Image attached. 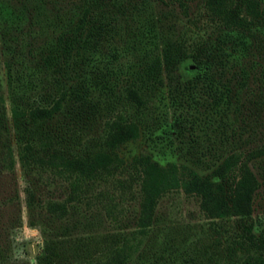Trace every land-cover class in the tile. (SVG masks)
<instances>
[{"label":"trees","instance_id":"obj_1","mask_svg":"<svg viewBox=\"0 0 264 264\" xmlns=\"http://www.w3.org/2000/svg\"><path fill=\"white\" fill-rule=\"evenodd\" d=\"M196 1L0 0V183L19 167L30 212L62 219L70 204L94 202L108 221L45 239L36 264H264V218L253 214V166L264 164V7L199 0L195 15ZM164 107L177 137L220 115L224 151L207 175L146 151L119 153L156 132ZM56 178L64 197L42 199ZM178 191L198 199L200 219L158 233L157 207ZM12 199L0 195V208ZM127 201L137 203L131 223ZM20 220L0 219V264L16 263Z\"/></svg>","mask_w":264,"mask_h":264},{"label":"rangeland","instance_id":"obj_2","mask_svg":"<svg viewBox=\"0 0 264 264\" xmlns=\"http://www.w3.org/2000/svg\"><path fill=\"white\" fill-rule=\"evenodd\" d=\"M261 2L264 7V0ZM198 3L199 0L192 3V13L195 15L198 11ZM163 8L164 12L176 15L177 19H181L179 10L175 5H163ZM60 119H62V114L57 115L55 120ZM173 122L171 111L167 107L162 108L158 114L156 132L151 133L152 136L149 137L142 136L135 142H127L120 147L119 153L126 159H130L133 154L146 151L163 165L169 161L183 162L202 175L210 173L215 163V157L224 151L218 146L222 137L220 115H212L206 120L203 118L198 125L187 129L184 137H177L172 126ZM100 124L102 123L98 122L83 128V138L96 135L101 129ZM68 132L70 141L75 144L76 129L70 128ZM263 165L262 162H256L253 166V170L261 181V187L255 196L253 211L254 216L259 220L264 218ZM13 176H4L0 183L2 198L8 197L9 193L10 199L13 198L10 205L7 204L6 207L0 208V219L5 224L10 225L11 212L21 216L20 225L14 227L11 234L12 251L17 259L15 264H36V257L42 249L43 241L53 236L56 237V234H60L62 239H68L71 236L103 231L108 226L103 210L94 202L89 206L84 203L70 204L69 214L62 219L53 218L41 208L36 209L33 213L30 212L25 205V194L22 191L21 169L19 167ZM15 178H17L18 183L16 184L19 188L16 197L14 196L16 189L13 185ZM64 187V182L60 178H56L52 185L41 187V198L56 197L61 199L65 195ZM89 194H92L91 190ZM126 209L125 221L131 223L134 211L137 209V203L127 201ZM33 214L34 216H32ZM156 215L158 233L162 229L167 230L168 228L188 226L191 222L196 223L200 219L198 199L193 196H185L181 191L170 193L161 199ZM7 240L10 242V231ZM155 243L153 241L151 244L156 245ZM156 247L152 248L155 249Z\"/></svg>","mask_w":264,"mask_h":264}]
</instances>
